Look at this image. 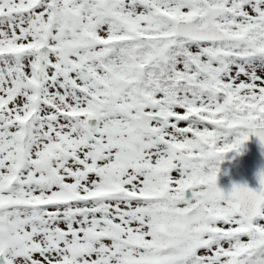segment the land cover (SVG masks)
<instances>
[{"label":"snow or ice","instance_id":"obj_1","mask_svg":"<svg viewBox=\"0 0 264 264\" xmlns=\"http://www.w3.org/2000/svg\"><path fill=\"white\" fill-rule=\"evenodd\" d=\"M264 0H0V264H264Z\"/></svg>","mask_w":264,"mask_h":264},{"label":"water","instance_id":"obj_2","mask_svg":"<svg viewBox=\"0 0 264 264\" xmlns=\"http://www.w3.org/2000/svg\"><path fill=\"white\" fill-rule=\"evenodd\" d=\"M235 160L237 163L219 178V186L225 192L230 191L233 184H246L258 189V173L264 169V146H261L259 139L253 136L249 148L242 154H237Z\"/></svg>","mask_w":264,"mask_h":264},{"label":"rangeland","instance_id":"obj_3","mask_svg":"<svg viewBox=\"0 0 264 264\" xmlns=\"http://www.w3.org/2000/svg\"><path fill=\"white\" fill-rule=\"evenodd\" d=\"M250 140H251V138H250ZM250 140L248 142H246V144L244 145V147L242 148L241 151H244L248 147V145L250 143ZM235 154H236V152H230V153L227 154V157H226L224 163L221 164V166H220L221 169H222V172H224L228 166H230V165L233 164V162H234V155Z\"/></svg>","mask_w":264,"mask_h":264}]
</instances>
